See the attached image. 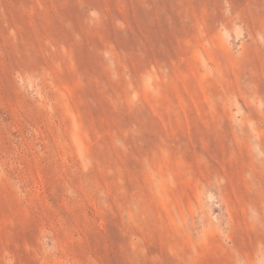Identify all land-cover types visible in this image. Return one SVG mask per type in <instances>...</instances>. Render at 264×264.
Masks as SVG:
<instances>
[{"label":"rangeland","instance_id":"obj_1","mask_svg":"<svg viewBox=\"0 0 264 264\" xmlns=\"http://www.w3.org/2000/svg\"><path fill=\"white\" fill-rule=\"evenodd\" d=\"M0 264H264V0H0Z\"/></svg>","mask_w":264,"mask_h":264}]
</instances>
